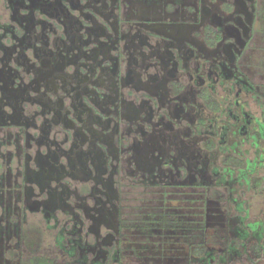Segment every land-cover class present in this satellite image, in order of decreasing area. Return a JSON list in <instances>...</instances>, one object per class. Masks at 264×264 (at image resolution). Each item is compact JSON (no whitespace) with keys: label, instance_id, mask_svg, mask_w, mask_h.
Returning a JSON list of instances; mask_svg holds the SVG:
<instances>
[{"label":"flooded vegetation","instance_id":"1","mask_svg":"<svg viewBox=\"0 0 264 264\" xmlns=\"http://www.w3.org/2000/svg\"><path fill=\"white\" fill-rule=\"evenodd\" d=\"M261 168L264 0H0V264L214 263Z\"/></svg>","mask_w":264,"mask_h":264},{"label":"trees","instance_id":"2","mask_svg":"<svg viewBox=\"0 0 264 264\" xmlns=\"http://www.w3.org/2000/svg\"><path fill=\"white\" fill-rule=\"evenodd\" d=\"M261 180H255V187L261 186ZM251 230V231H250ZM250 230H246L244 236H241L242 240H246L244 243H199L200 240H205L206 232L203 227H198L194 231V237L198 240V243H184L189 248H195L198 256L205 255L206 249L208 246H212L213 254L212 258L214 263L212 262H201V264H233L235 260L246 258L248 260V264H264L261 261H264V227L263 225L259 227L258 225H252ZM185 237L190 240V232H185ZM219 236L215 234L216 238ZM256 237L255 241H251L253 237ZM221 240L228 242L231 240V237L228 233L220 237ZM222 250L223 253L218 255V251ZM209 254V253H207ZM211 255V254H210ZM219 256V257H217Z\"/></svg>","mask_w":264,"mask_h":264},{"label":"rangeland","instance_id":"3","mask_svg":"<svg viewBox=\"0 0 264 264\" xmlns=\"http://www.w3.org/2000/svg\"><path fill=\"white\" fill-rule=\"evenodd\" d=\"M260 177L261 186L255 187L254 184L247 188V206L250 208V221H258L261 220L263 222L264 227V168L260 169L258 174ZM253 240V239H252ZM264 243V240H263ZM264 263V261H261ZM233 264H248V260L246 258L235 260Z\"/></svg>","mask_w":264,"mask_h":264}]
</instances>
